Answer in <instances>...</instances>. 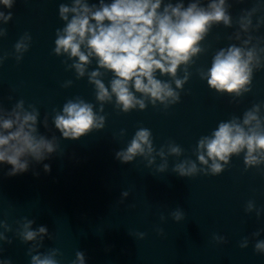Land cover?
<instances>
[{
	"label": "clouds",
	"instance_id": "9594fccd",
	"mask_svg": "<svg viewBox=\"0 0 264 264\" xmlns=\"http://www.w3.org/2000/svg\"><path fill=\"white\" fill-rule=\"evenodd\" d=\"M244 0H237L243 3ZM15 0H0L4 9L11 10ZM232 4L228 0H71L70 4L61 3L58 14L64 22L62 28L56 30V56H65L71 60L66 69H74L77 80L87 75L88 83L94 88L96 104L86 101L80 96L68 99L61 109L52 110V124L59 132V138L53 134L51 138L41 133L40 125L49 130V114L40 120V111L33 104L25 106L23 99L18 100L9 110L0 104V165H10L5 173L13 177L29 171L31 163L43 164L45 173L51 172V165L43 163L54 154L63 155L60 139L80 140L93 131L105 127L106 103H113L114 108L123 113L137 109L144 110L150 103L157 106V101L167 108L170 104L180 102V92L188 81L189 68L195 60L207 51L203 45L213 27L223 25L233 28L227 39L235 41L215 51L211 65L206 70L197 69L201 80H206L210 90L230 97L239 98L252 90L253 71L264 68V37L253 35L264 27V15H258L264 9L261 0L248 9H242L239 16L233 18L230 13ZM255 17V23L253 18ZM12 20V12L0 11V22L7 24ZM7 30L0 28V37L6 36ZM31 36L26 32L15 43L16 53L29 50ZM8 53L0 58V64L7 59ZM22 55H17L19 63ZM93 60L96 68L89 71ZM183 72V76L178 72ZM111 73L106 84L103 77ZM169 77L161 79L159 77ZM69 80L62 85H72ZM175 85V88L173 87ZM139 94V95H137ZM11 99V97H9ZM99 105L98 110H94ZM257 103L246 110L243 119L232 116L221 121L212 130L211 135L201 136L195 148V154L201 165L208 166V173L213 176L224 171L225 165L232 156L244 154V165L247 170L253 166L264 164V116ZM121 136L125 130H121ZM167 155L181 156L184 149L174 142L161 145L159 150L154 146L150 129L139 127L126 147L115 152V159L122 164L133 163L138 157L147 161L146 166L154 163L155 155L164 159L158 171L167 168ZM155 153V155H154ZM211 161V164H209ZM173 171L180 177H194L198 171L195 161L185 159L175 164ZM34 175H39L33 172ZM129 191H123L127 197ZM123 203V200L120 201ZM134 207V206H133ZM255 211L259 219L261 210L253 201H248L246 213ZM174 222L185 219V213L177 208L170 213ZM162 214L160 220L165 221ZM15 228L0 220V241L12 244L8 233L22 243L29 244L27 255L30 264H61L58 257L62 253L58 248L44 247V240L54 239L46 225L36 224L35 219L22 217L15 222ZM163 235V229H157ZM264 229L251 234L253 239L259 237ZM133 235L132 232L129 233ZM140 239L145 233L136 232ZM217 242L227 243L224 237L214 235ZM249 237L239 243L240 248H247ZM254 251L264 254V240L256 239ZM3 252V248H0ZM86 256L81 250L75 252L71 264H85ZM0 264H12L11 259H2Z\"/></svg>",
	"mask_w": 264,
	"mask_h": 264
}]
</instances>
